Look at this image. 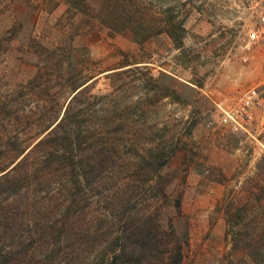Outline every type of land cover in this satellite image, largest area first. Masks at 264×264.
<instances>
[{"label": "rangeland", "instance_id": "374dc122", "mask_svg": "<svg viewBox=\"0 0 264 264\" xmlns=\"http://www.w3.org/2000/svg\"><path fill=\"white\" fill-rule=\"evenodd\" d=\"M86 1L95 14L111 0ZM136 1L155 14L164 3ZM184 1L177 49L164 32L143 42L113 32L68 0H0V166L10 144L34 139L71 86L93 77L91 94L131 106L140 142L163 136L175 148L161 172L170 196H181L182 218L167 212L187 225L182 264H264V148L219 123L264 77V45L247 41L259 0Z\"/></svg>", "mask_w": 264, "mask_h": 264}, {"label": "trees", "instance_id": "16d2710c", "mask_svg": "<svg viewBox=\"0 0 264 264\" xmlns=\"http://www.w3.org/2000/svg\"><path fill=\"white\" fill-rule=\"evenodd\" d=\"M68 1L76 13L95 11L86 0ZM161 5L155 14L136 0H111L93 15L136 42L164 32L179 49L185 1ZM92 78L71 86L61 115L34 139L5 152L0 264H182L187 225L178 228L167 212L182 218L181 196H170L161 172L175 148L163 136L140 142L131 106L111 92L91 94Z\"/></svg>", "mask_w": 264, "mask_h": 264}, {"label": "built area", "instance_id": "2783aa9c", "mask_svg": "<svg viewBox=\"0 0 264 264\" xmlns=\"http://www.w3.org/2000/svg\"><path fill=\"white\" fill-rule=\"evenodd\" d=\"M255 23L247 31V41L264 45V0H259ZM221 127L247 134L264 148V77L245 89L228 108L222 109ZM263 136L258 139V136Z\"/></svg>", "mask_w": 264, "mask_h": 264}]
</instances>
